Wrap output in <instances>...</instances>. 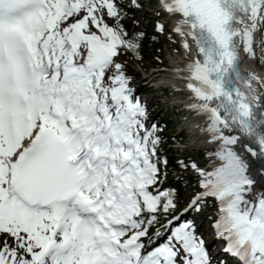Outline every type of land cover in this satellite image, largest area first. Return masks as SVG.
Listing matches in <instances>:
<instances>
[{
  "label": "snow or ice",
  "instance_id": "1",
  "mask_svg": "<svg viewBox=\"0 0 264 264\" xmlns=\"http://www.w3.org/2000/svg\"><path fill=\"white\" fill-rule=\"evenodd\" d=\"M143 6L0 0V264H227L194 215L209 202L221 251L264 264V159H249L264 154V76L240 59L256 55L264 0H158L155 30L196 48L177 71L213 145L178 161L198 187L183 205L127 71Z\"/></svg>",
  "mask_w": 264,
  "mask_h": 264
},
{
  "label": "bare ground",
  "instance_id": "2",
  "mask_svg": "<svg viewBox=\"0 0 264 264\" xmlns=\"http://www.w3.org/2000/svg\"><path fill=\"white\" fill-rule=\"evenodd\" d=\"M259 32H261V29L257 30L256 33H254V43H255L254 51H255V53H256V55L254 56V58H255V57L257 58V57L259 56L258 45L260 44V41L258 40V36H257ZM251 57H252V55H250V54L247 53V58H251ZM172 63H173L174 65H177V64L179 63V61H178V60H175V59H172ZM177 78H178V77H177ZM165 79H166L167 81H169V80L171 79V76H167ZM198 117H199V116H198ZM202 118H203V117L198 118V119L196 120V123H201ZM193 122H194V120H193ZM196 129L199 130V128H196ZM200 137H201V139L198 138L197 141L200 142L202 145H204V144L207 145L208 143H207V140H206L205 136L203 135V133L200 135ZM249 159H250V161L252 162L253 167L256 168L257 165H258L257 162H255L251 157H249Z\"/></svg>",
  "mask_w": 264,
  "mask_h": 264
},
{
  "label": "rangeland",
  "instance_id": "3",
  "mask_svg": "<svg viewBox=\"0 0 264 264\" xmlns=\"http://www.w3.org/2000/svg\"><path fill=\"white\" fill-rule=\"evenodd\" d=\"M140 15H141V16H146V17H148V18H151V14H150V12H148V10H146V8H145L144 12H141V13H140ZM170 58H171V56L167 53V59L171 60ZM146 64H148V62H147ZM148 97H149V96H148ZM150 97H151V96H150ZM159 105H161V104H159ZM161 106H162V105H161ZM162 114H163V110L161 109V111H160L158 114H156V115H152V116H153V118L159 120V117H160V115H162ZM173 119H175V117H174ZM177 129H178V128H177ZM185 140L188 142L189 140H191V138L188 137V136H186ZM189 146H190V145H189ZM194 147L198 148V144H196ZM203 231H205V232H209V230H208L206 227L203 228Z\"/></svg>",
  "mask_w": 264,
  "mask_h": 264
}]
</instances>
